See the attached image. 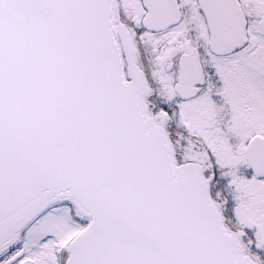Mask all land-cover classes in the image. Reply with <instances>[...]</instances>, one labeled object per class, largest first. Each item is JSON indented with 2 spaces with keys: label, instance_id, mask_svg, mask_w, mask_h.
Instances as JSON below:
<instances>
[{
  "label": "snow or ice",
  "instance_id": "1",
  "mask_svg": "<svg viewBox=\"0 0 264 264\" xmlns=\"http://www.w3.org/2000/svg\"><path fill=\"white\" fill-rule=\"evenodd\" d=\"M0 264H264V0H0Z\"/></svg>",
  "mask_w": 264,
  "mask_h": 264
}]
</instances>
